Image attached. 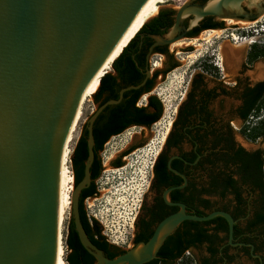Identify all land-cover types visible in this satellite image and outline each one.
Wrapping results in <instances>:
<instances>
[{
	"label": "water",
	"instance_id": "water-1",
	"mask_svg": "<svg viewBox=\"0 0 264 264\" xmlns=\"http://www.w3.org/2000/svg\"><path fill=\"white\" fill-rule=\"evenodd\" d=\"M215 1L195 9L186 3L170 37H155L156 45L179 42L176 32L192 14L197 20L216 16L244 21L238 15L248 7L258 9L247 20L253 22L264 13V0H219L208 8ZM147 2L0 0V264H56L64 146L87 85ZM151 77L148 72L146 79ZM141 86L126 88L119 100L97 106L86 122L88 159L83 180L74 184L71 206L79 241L96 264H147L155 259L150 257L151 244L108 259L89 239L80 214L81 193L92 182L93 125L105 108ZM215 217L228 222L232 240L236 221L230 214L216 212L198 220Z\"/></svg>",
	"mask_w": 264,
	"mask_h": 264
},
{
	"label": "flooded vegetation",
	"instance_id": "flooded-vegetation-1",
	"mask_svg": "<svg viewBox=\"0 0 264 264\" xmlns=\"http://www.w3.org/2000/svg\"><path fill=\"white\" fill-rule=\"evenodd\" d=\"M208 2L189 0L182 6H161L156 16L159 21L142 32L135 44L150 70L155 56L169 61L175 51L170 50L172 45L157 46L155 37L168 39L177 14L186 3L195 9ZM257 14L258 9L245 7L238 16L247 21ZM196 17L192 14L184 18L175 37L191 43L203 40L212 31H220L215 38H225L223 42L229 43L226 38L234 39V33L226 37L223 33L245 30L228 26L216 16L201 20ZM154 29L158 33H153ZM253 45H257L255 52L260 55L256 61L250 59ZM193 47L188 46L186 52H192ZM213 56L215 53L209 57ZM221 56V63L215 67L211 65L213 60H204L199 72L192 76L183 100H189V106L177 111L169 141L164 142L152 163L147 189L124 238L111 240L88 210L89 201L97 195L84 200L83 227L90 239L103 238L99 242L104 245L105 257L116 258L151 244L153 263L264 264V217L254 223L257 216L264 214V189L256 187L253 172L247 171L244 164L245 154L261 149L248 150L244 144L252 142L242 132L257 119L259 104L264 101V34L260 40H250L241 55L227 60L221 50ZM218 57L220 53L215 56ZM258 65L262 66L260 70L256 69ZM108 73L115 74L113 68ZM85 125L87 129L88 123ZM216 212L228 213L236 221L232 240L229 224L223 217L198 220ZM67 250L68 254L72 252L69 247Z\"/></svg>",
	"mask_w": 264,
	"mask_h": 264
},
{
	"label": "rangeland",
	"instance_id": "rangeland-1",
	"mask_svg": "<svg viewBox=\"0 0 264 264\" xmlns=\"http://www.w3.org/2000/svg\"><path fill=\"white\" fill-rule=\"evenodd\" d=\"M184 2L188 1L168 0L167 3L182 6ZM249 23L251 24L243 27L245 28L244 31H238L242 33L240 35L233 30L223 33V37L234 33V38L237 40H234L233 36L227 37L226 41L230 40L229 43L223 42L225 38L216 39L213 37L210 41L198 40L196 44L200 46L193 47L192 52H186L188 47L179 49L178 51L175 50L173 56L175 61L179 63V67L166 77L160 76L156 81V86L153 91L143 96L140 101V106H145L149 96H157L163 103L164 115L165 111L170 112V119L163 116L161 121L150 130L132 128L124 134L112 138L105 145L104 151L101 153L105 170L100 180L97 182L98 195L96 198L89 201L91 208L88 209L87 207V209L94 215V218L100 223L111 240H121L126 235L125 231L128 228L130 219L138 209L147 189L152 163L160 152L162 145L167 140L171 127L176 119V112L183 100H185L186 94L190 88L192 76L199 72V68L204 65V60H213L211 64L213 67H215V64L221 63V50L224 46L229 47L233 52L244 53L249 47L250 40H260L261 35L264 34V31H262V26H264V13L259 16L258 21ZM170 35L171 33L168 35V38ZM180 41L189 42V40L184 39ZM213 53H215V56L220 53V57H209ZM166 62H168V60L165 57L155 56L152 59L153 65L150 66V72L153 74L156 70L164 69V64ZM261 68L262 66L258 65L256 69L260 70ZM97 106L94 98L91 101H86L82 109L83 117L78 125L76 137L67 144L70 148V156L69 163L65 167V175L67 174L66 177L71 178L72 189L64 191L66 207L63 209L64 222L62 226V235L65 258L68 255L65 240L68 223L72 216L71 195L74 190V172L72 170L71 158L82 135L83 127L96 111ZM170 122H173L171 127ZM236 125L238 128L240 127L239 124ZM143 144V147L134 149V151H130L131 153L127 155L126 152L132 146L136 148ZM244 145L250 151L258 149L264 150V140ZM120 157L122 158V165L121 167H115L113 163ZM65 264H67V262H65Z\"/></svg>",
	"mask_w": 264,
	"mask_h": 264
},
{
	"label": "trees",
	"instance_id": "trees-1",
	"mask_svg": "<svg viewBox=\"0 0 264 264\" xmlns=\"http://www.w3.org/2000/svg\"><path fill=\"white\" fill-rule=\"evenodd\" d=\"M159 21L156 17L149 21L136 36V38L129 44V46L121 53L113 63L114 73H108L102 80L101 85L93 94L96 104L100 106L109 101H117L120 99L122 90L129 87L141 86L138 90H129L124 93L123 99L120 103L110 105L105 108L93 125V135L95 140L94 152L95 161L91 167V185L84 190L80 196V214L81 222L84 226V200L88 197L98 195L97 182L100 180L105 168L101 153L104 151L105 145L114 137L124 134L132 128L152 129L154 125L159 123L164 116V106L162 101L157 96H149L145 106H140V101L143 96L150 94L156 86V81L160 76L166 77L179 67V63L175 61L173 56H170L168 63L165 64L164 69L153 72L150 79H146L147 73L150 72L144 61V55H139L138 47L135 45L140 34L144 32L149 26H154ZM154 29L153 33H158ZM257 45H253V51L250 52L251 61H256L259 54L256 51ZM189 95V94H188ZM189 100L183 102L178 110L182 111ZM257 119L253 120L250 126H247L242 132L246 139L252 143L259 140H264V101L260 102L258 108ZM248 120V118H246ZM175 125V122H174ZM88 130L86 125L83 127L82 135L74 149L71 163L74 170V184L77 186L84 178L85 164L88 159ZM169 141V137L167 139ZM140 145L135 148L132 146L126 153L143 147ZM244 164L247 171L253 172L254 183L256 187L264 189V150L256 151L253 154H245ZM115 167H121L122 158H118L113 163ZM263 215L257 216L254 223L260 221ZM236 218V217H234ZM225 222L224 219L221 218ZM69 234L66 236V247L72 249V252L66 256L67 264H96L95 258H92L81 246L78 234L75 230L74 220L71 216L68 223ZM90 239V238H89ZM99 239L91 238L90 240L101 250L104 245L100 244ZM114 259L113 257H107ZM147 264H159V262H150ZM189 264V263H185Z\"/></svg>",
	"mask_w": 264,
	"mask_h": 264
},
{
	"label": "bare ground",
	"instance_id": "bare-ground-1",
	"mask_svg": "<svg viewBox=\"0 0 264 264\" xmlns=\"http://www.w3.org/2000/svg\"><path fill=\"white\" fill-rule=\"evenodd\" d=\"M189 1V0H185ZM219 0H216L215 2L211 3L208 8H211L216 2ZM168 0H148V2L144 5V7L141 9V11L136 16L135 20L131 24V26L128 28L126 33L123 35L117 46L114 48L106 62L103 64V66L100 68L98 73L92 78V80L87 85L84 94L82 96V99L80 101V105L78 107L76 117L74 120V124L72 126V129L70 131V134L68 136V139L66 141V144L64 146V150L62 153V161H61V168H60V177H59V193H58V207H59V215H60V231L58 236V253H57V260L56 264H65V255H64V243H63V235H62V226L64 222L63 218V209L66 207L65 204V198H64V191H67L68 189H72V181L71 178H67L65 175V167L69 163V156H70V148L67 146L69 141H73L76 137L77 131H78V125L80 124L83 114L82 109L86 101H91L93 99V94L96 92L99 83L101 80L107 75L108 72H110L112 65L114 61L118 58V56L124 51L125 48L129 46V44L136 38V36L141 32L143 27L153 18H155L160 10L161 6L166 4ZM226 24L228 26H239L241 28L250 25L251 23L246 21H240V20H234V19H226ZM221 34L220 31H212L207 36L203 38V40L210 41L213 37L219 36ZM203 37V36H202ZM234 40H237L234 38ZM188 46H195L199 47L200 45H197L196 42H183L179 41L177 43L172 44L171 50H179L181 48H185ZM239 51V50H238ZM222 54L227 60L229 58L236 57L238 55H241L239 52H233L230 50L227 46H225L222 49ZM194 58V56H193ZM233 61V60H232ZM100 87V86H99ZM169 132V129H168ZM167 132V134H168ZM166 134V135H167ZM167 137V136H166ZM74 189V186H73Z\"/></svg>",
	"mask_w": 264,
	"mask_h": 264
},
{
	"label": "built area",
	"instance_id": "built-area-1",
	"mask_svg": "<svg viewBox=\"0 0 264 264\" xmlns=\"http://www.w3.org/2000/svg\"><path fill=\"white\" fill-rule=\"evenodd\" d=\"M177 111V110H176ZM177 113V112H176ZM170 112H168V111H165V115H164V117H167V118H169L170 119ZM174 115H176V114H174ZM172 123L173 122H170V127H171V125H172ZM158 155V154H157Z\"/></svg>",
	"mask_w": 264,
	"mask_h": 264
}]
</instances>
